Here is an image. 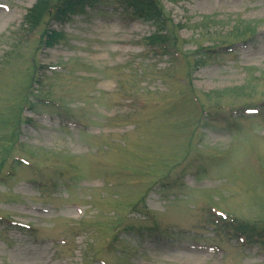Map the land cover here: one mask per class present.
Returning a JSON list of instances; mask_svg holds the SVG:
<instances>
[{
    "label": "rangeland",
    "instance_id": "374dc122",
    "mask_svg": "<svg viewBox=\"0 0 264 264\" xmlns=\"http://www.w3.org/2000/svg\"><path fill=\"white\" fill-rule=\"evenodd\" d=\"M40 1L0 0V264H264L223 222L264 232V0Z\"/></svg>",
    "mask_w": 264,
    "mask_h": 264
},
{
    "label": "trees",
    "instance_id": "16d2710c",
    "mask_svg": "<svg viewBox=\"0 0 264 264\" xmlns=\"http://www.w3.org/2000/svg\"><path fill=\"white\" fill-rule=\"evenodd\" d=\"M97 0H60L57 5L54 7H48V0H41L38 4V7L35 11L32 12V15L29 16V21L37 22L41 20L46 10L49 8V15H52V19L59 21L61 23L68 22L73 15L82 11L86 6L93 4ZM130 5L137 9L138 11L149 10L153 14L154 20L158 21L163 17V11L159 7V4L156 0H128ZM61 35L57 32H47L46 43L52 44L59 41ZM27 102V100H25ZM224 222V231L229 234H234L236 238L245 237L249 241L256 242V239H264V232L258 231L257 226H250L249 223L239 221L237 218H233L232 221H223ZM222 222V223H223ZM222 225V224H221Z\"/></svg>",
    "mask_w": 264,
    "mask_h": 264
}]
</instances>
